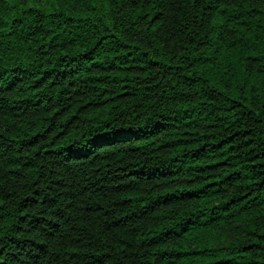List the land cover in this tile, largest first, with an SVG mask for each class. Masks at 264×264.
I'll use <instances>...</instances> for the list:
<instances>
[{
	"label": "trees",
	"instance_id": "obj_1",
	"mask_svg": "<svg viewBox=\"0 0 264 264\" xmlns=\"http://www.w3.org/2000/svg\"><path fill=\"white\" fill-rule=\"evenodd\" d=\"M0 264H264V0H0Z\"/></svg>",
	"mask_w": 264,
	"mask_h": 264
}]
</instances>
